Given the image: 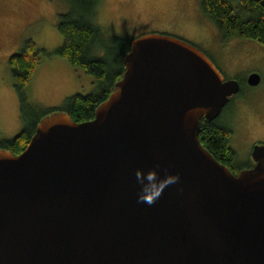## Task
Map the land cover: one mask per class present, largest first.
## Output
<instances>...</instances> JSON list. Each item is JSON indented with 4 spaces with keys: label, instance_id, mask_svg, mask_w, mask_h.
<instances>
[{
    "label": "water",
    "instance_id": "obj_1",
    "mask_svg": "<svg viewBox=\"0 0 264 264\" xmlns=\"http://www.w3.org/2000/svg\"><path fill=\"white\" fill-rule=\"evenodd\" d=\"M129 47L91 118L54 109L22 150L0 147V264H264V142L235 173L198 132L239 79L178 34ZM157 164L180 180L138 203L135 170Z\"/></svg>",
    "mask_w": 264,
    "mask_h": 264
},
{
    "label": "rangeland",
    "instance_id": "obj_2",
    "mask_svg": "<svg viewBox=\"0 0 264 264\" xmlns=\"http://www.w3.org/2000/svg\"><path fill=\"white\" fill-rule=\"evenodd\" d=\"M98 4L95 22L105 35L132 38L154 30L178 34L211 54L226 77H238L241 89L230 96L217 118L231 130L234 171L247 164L253 144L264 142V44L254 38H223L202 10L201 0H101ZM69 7V0H0V136H12L25 124L8 61L11 51L19 50L29 37L48 50L61 44L58 13ZM78 68L83 67L57 52L41 54L25 83L29 100L44 108L58 106L68 94L96 89L93 74L84 68L76 80L73 72ZM254 71L261 77L250 84L249 72ZM65 87L68 91L63 93Z\"/></svg>",
    "mask_w": 264,
    "mask_h": 264
},
{
    "label": "trees",
    "instance_id": "obj_3",
    "mask_svg": "<svg viewBox=\"0 0 264 264\" xmlns=\"http://www.w3.org/2000/svg\"><path fill=\"white\" fill-rule=\"evenodd\" d=\"M100 1L69 0V9L58 13L57 26L63 42L52 50L40 47L29 37L19 50L11 51L8 61L25 124L12 136H0V147L6 146L14 153L22 150L35 130L37 121L54 109L62 108L78 121L91 118L95 107L114 88L116 79L121 77L124 70L123 55L130 49L132 38L127 34H104L102 26L95 22ZM201 8L216 23L223 38H254L264 44V0H201ZM53 52L91 72L97 88L87 93L68 94L58 106L44 108L31 102L25 91V83L34 74L41 54ZM199 121L201 143L222 163L234 169L236 152L230 141L229 127L217 116L212 119L201 116ZM247 165L248 162L241 166Z\"/></svg>",
    "mask_w": 264,
    "mask_h": 264
},
{
    "label": "clouds",
    "instance_id": "obj_4",
    "mask_svg": "<svg viewBox=\"0 0 264 264\" xmlns=\"http://www.w3.org/2000/svg\"><path fill=\"white\" fill-rule=\"evenodd\" d=\"M159 168L160 165L157 164L149 168L146 172L142 168H137L135 170V180L140 186V190L137 193L138 203L147 204L149 206L155 204L167 187L179 182L180 177L178 173L174 174L164 169V175L161 176L158 172Z\"/></svg>",
    "mask_w": 264,
    "mask_h": 264
},
{
    "label": "crops",
    "instance_id": "obj_5",
    "mask_svg": "<svg viewBox=\"0 0 264 264\" xmlns=\"http://www.w3.org/2000/svg\"><path fill=\"white\" fill-rule=\"evenodd\" d=\"M73 65V64H72ZM84 71H83V68H78V69H76L73 73H74V77L76 78V80H77V76H78V73H83ZM83 77H85V76H83ZM91 77V76H90ZM87 81H89L88 79H86ZM93 81V80H92ZM67 86V85H66ZM65 90L66 91H68V88L66 89V87H65V89H64V91H63V93L65 92ZM63 93H62V95H61V97L63 96ZM60 97V98H61Z\"/></svg>",
    "mask_w": 264,
    "mask_h": 264
},
{
    "label": "flooded vegetation",
    "instance_id": "obj_6",
    "mask_svg": "<svg viewBox=\"0 0 264 264\" xmlns=\"http://www.w3.org/2000/svg\"><path fill=\"white\" fill-rule=\"evenodd\" d=\"M173 34V33H172ZM252 156V155H251ZM255 162L253 161V158H251L250 157V159L248 160V165L247 166H251V165H253ZM243 167H246V166H240V168H243ZM239 168V169H240ZM238 169V170H239ZM233 171H234V169H232ZM235 172V171H234ZM235 173H237V172H235Z\"/></svg>",
    "mask_w": 264,
    "mask_h": 264
}]
</instances>
